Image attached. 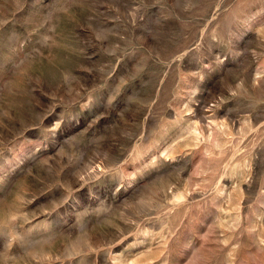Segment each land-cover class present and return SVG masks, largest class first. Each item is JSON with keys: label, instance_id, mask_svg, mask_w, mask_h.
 Masks as SVG:
<instances>
[{"label": "rangeland", "instance_id": "rangeland-1", "mask_svg": "<svg viewBox=\"0 0 264 264\" xmlns=\"http://www.w3.org/2000/svg\"><path fill=\"white\" fill-rule=\"evenodd\" d=\"M0 264H264V0H0Z\"/></svg>", "mask_w": 264, "mask_h": 264}]
</instances>
